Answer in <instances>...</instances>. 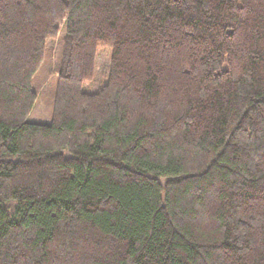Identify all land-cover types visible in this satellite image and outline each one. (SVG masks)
<instances>
[{
    "label": "trees",
    "instance_id": "16d2710c",
    "mask_svg": "<svg viewBox=\"0 0 264 264\" xmlns=\"http://www.w3.org/2000/svg\"><path fill=\"white\" fill-rule=\"evenodd\" d=\"M0 264H264V0H0Z\"/></svg>",
    "mask_w": 264,
    "mask_h": 264
},
{
    "label": "rangeland",
    "instance_id": "374dc122",
    "mask_svg": "<svg viewBox=\"0 0 264 264\" xmlns=\"http://www.w3.org/2000/svg\"><path fill=\"white\" fill-rule=\"evenodd\" d=\"M65 31L55 40L47 42L45 60L33 80V89L37 93V102L29 121L34 123H50L55 101L59 66L62 58V42ZM98 71L90 92L98 91L107 81L110 59L100 56L97 60ZM15 205L12 204V207Z\"/></svg>",
    "mask_w": 264,
    "mask_h": 264
},
{
    "label": "crops",
    "instance_id": "0c3cea01",
    "mask_svg": "<svg viewBox=\"0 0 264 264\" xmlns=\"http://www.w3.org/2000/svg\"><path fill=\"white\" fill-rule=\"evenodd\" d=\"M32 122V121H31Z\"/></svg>",
    "mask_w": 264,
    "mask_h": 264
}]
</instances>
